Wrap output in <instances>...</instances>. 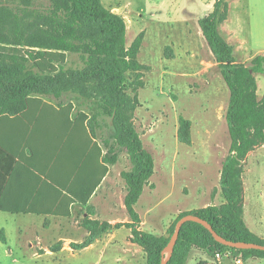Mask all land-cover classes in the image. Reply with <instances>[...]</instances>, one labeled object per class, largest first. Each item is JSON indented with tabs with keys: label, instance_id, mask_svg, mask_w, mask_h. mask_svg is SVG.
<instances>
[{
	"label": "trees",
	"instance_id": "16d2710c",
	"mask_svg": "<svg viewBox=\"0 0 264 264\" xmlns=\"http://www.w3.org/2000/svg\"><path fill=\"white\" fill-rule=\"evenodd\" d=\"M53 1V14L36 15L39 18L37 28L30 25L25 31L23 27L26 24L16 13H10L11 18L8 17L12 24L10 31L4 32L0 25V116L22 113L33 104H48L41 96L59 98L71 92L75 98L81 96L91 100L87 109L92 111L93 116L88 125L94 135L96 126L100 125L99 117L111 118L114 132L105 140L108 151L103 155V161L115 163L120 150L124 149L132 164L131 168L122 171L127 191L124 203L129 221L111 224L86 216L82 225L89 234L81 243H72V246L84 248L111 228L125 226L131 229L130 240L146 252L147 264H161L163 250L177 221L188 213L206 219L227 239L264 244V238L254 233L244 219V164L249 153L264 144V93L260 97L257 81V74L264 73V55H256L249 65L236 58L234 46L220 32V25L229 17V2L215 0L213 10L198 20L230 90L225 117L231 145L220 177L224 200L221 204L182 212L169 227L168 235H159L140 228L142 219L135 207L155 170L154 155L145 147L134 121L135 112L141 106L139 89L145 86L143 70L146 65L138 59L144 32L128 46L125 18L106 7L102 0ZM69 52L83 55V68L65 67ZM69 106L71 110V102ZM80 116L88 118L85 112H81ZM178 139L183 143H192V121L184 116L179 119ZM95 148L101 156V147L96 142ZM1 155H12L2 143L0 211L41 214L32 208L12 207L5 203L7 169L2 164L4 157ZM107 171L108 167L104 165L101 175L85 192L69 188L68 204L75 201L88 204ZM61 186L68 188L64 184ZM49 214L68 217L70 210L58 206ZM2 241H7L3 234ZM61 244L58 242L52 248L56 249ZM194 248L202 249L212 257L218 252L231 251L233 254L242 253L245 260L251 257L264 259V250L224 245L216 241L202 224L188 221L181 229L168 264H187Z\"/></svg>",
	"mask_w": 264,
	"mask_h": 264
},
{
	"label": "rangeland",
	"instance_id": "374dc122",
	"mask_svg": "<svg viewBox=\"0 0 264 264\" xmlns=\"http://www.w3.org/2000/svg\"><path fill=\"white\" fill-rule=\"evenodd\" d=\"M227 1L236 32V57L249 65L251 57L264 55V0ZM102 2L125 18L128 46L144 32L138 59L146 65L145 86L139 89L141 106L134 121L145 147L154 155L155 170L135 207L145 230L168 235L169 227L182 212L224 200L220 177L231 145L225 117L230 90L198 22L213 10L215 0ZM54 10L53 0H0L1 30H11V14L22 17L26 31L30 25L37 28V14L51 15ZM84 65L81 53H68L66 68L80 69ZM257 81L261 97L264 73L257 74ZM74 96L69 92L49 98L67 101ZM76 100L82 107L91 106L89 99L77 96ZM180 116L192 121L190 144L178 139ZM102 119L104 136H110L114 132L111 118ZM124 152L114 170L131 168ZM244 166L245 188L252 191L258 212L264 213V144L250 152ZM124 216H129L126 208L119 210V217ZM56 233L53 227L44 226L42 216L0 211V264H147L146 252L130 240L127 227L117 231L118 241L113 244L105 245L106 240H102L97 247L78 249L74 254L57 251L46 255L29 245L41 239L48 246L54 245L58 242L54 240ZM208 256L194 248L187 264H208L204 258ZM246 264H253L252 260ZM256 264H264V259Z\"/></svg>",
	"mask_w": 264,
	"mask_h": 264
},
{
	"label": "crops",
	"instance_id": "0c3cea01",
	"mask_svg": "<svg viewBox=\"0 0 264 264\" xmlns=\"http://www.w3.org/2000/svg\"><path fill=\"white\" fill-rule=\"evenodd\" d=\"M220 32L236 51L234 40L236 32L230 23V5L229 17L220 25ZM41 97L48 104H33L22 113L0 116V143L12 153L10 157L1 155L4 157L2 164L7 169L5 203L12 207L35 209L41 214L35 212L19 214L42 216L44 226L48 229L53 227L58 232L54 240L62 244L56 249L44 243L43 239L38 240L37 244L29 243L31 248L43 250L41 252L46 255H54L57 251L74 254L78 249H93L103 242L102 240H106L105 245L113 244L112 242L118 241L117 231L121 227L111 228L109 232L84 248L72 246V243H81L89 234L82 225V220L86 216L109 221L111 224L129 221V216L119 217V210L123 211L126 208L124 203L126 182L122 176L124 169L114 170L117 162L123 160L125 150H120L115 163L103 161V155L108 151L105 140L109 137L104 136L103 117H99L100 125L96 126L94 135L88 125L93 116L92 111L79 105L76 98L63 101L48 96ZM70 102L73 105L71 110L68 109ZM81 112H85L88 118L80 116ZM95 142L101 147V156L98 155L99 150L95 148ZM104 165L108 167V171L91 195L88 204L79 201L68 204L69 188L80 193L85 192L101 175ZM62 184L68 188L61 186ZM253 198L252 191L248 192L244 183L245 222L254 233L264 238V213L258 212L257 202ZM210 204L218 203L211 201L208 205ZM58 206L69 208L70 216L49 214ZM143 222L142 220L140 228L145 230L142 227ZM128 229L131 232V229ZM131 236L132 233L128 235ZM35 253L41 254L38 251ZM204 258L208 260V264H236L231 251L225 252L221 262H217L212 256ZM249 259L253 264L263 260L257 257ZM248 260H245L244 264Z\"/></svg>",
	"mask_w": 264,
	"mask_h": 264
},
{
	"label": "water",
	"instance_id": "95a60500",
	"mask_svg": "<svg viewBox=\"0 0 264 264\" xmlns=\"http://www.w3.org/2000/svg\"><path fill=\"white\" fill-rule=\"evenodd\" d=\"M188 221H195V222L202 224L211 232V234L213 235V237L215 238L216 241H218L224 245L234 247L237 249L264 250V244H261V243L252 242V241L227 239L226 237L220 235L206 219L200 217L199 215H196L193 213H188V214L182 216L181 218H179V220L177 221V223L175 225V230H174L173 234L171 235L168 244L166 245V247L163 250V257L161 260V264H168L169 260L171 259L172 255H173L175 245L179 239L181 229H182L183 225Z\"/></svg>",
	"mask_w": 264,
	"mask_h": 264
},
{
	"label": "built area",
	"instance_id": "2783aa9c",
	"mask_svg": "<svg viewBox=\"0 0 264 264\" xmlns=\"http://www.w3.org/2000/svg\"><path fill=\"white\" fill-rule=\"evenodd\" d=\"M224 254L225 253H221V252L216 253L215 259L217 260V262H221ZM233 258H234L236 264H244L245 259L242 255V253L233 254Z\"/></svg>",
	"mask_w": 264,
	"mask_h": 264
}]
</instances>
